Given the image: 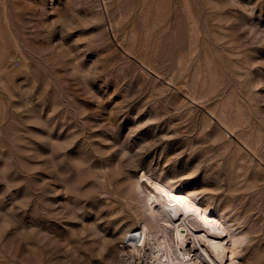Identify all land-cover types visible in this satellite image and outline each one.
Returning a JSON list of instances; mask_svg holds the SVG:
<instances>
[{"label": "rangeland", "instance_id": "374dc122", "mask_svg": "<svg viewBox=\"0 0 264 264\" xmlns=\"http://www.w3.org/2000/svg\"><path fill=\"white\" fill-rule=\"evenodd\" d=\"M182 1L0 0V264H125L141 171L229 205L264 264V0H188L187 64Z\"/></svg>", "mask_w": 264, "mask_h": 264}, {"label": "bare ground", "instance_id": "6f19581e", "mask_svg": "<svg viewBox=\"0 0 264 264\" xmlns=\"http://www.w3.org/2000/svg\"><path fill=\"white\" fill-rule=\"evenodd\" d=\"M182 4L189 17V22H186H188V25L190 26V39H188L189 44L185 55L186 57L180 56L179 60L182 61V63L185 62L187 64L197 48V35L200 31L198 33V24L192 13L190 2L188 0H183ZM156 20L158 21V18ZM152 25L155 27L156 22L152 23ZM250 31L253 30L251 29ZM126 53L129 54L127 49ZM179 60H177V62ZM199 61L200 58L196 57L194 63H197V66H200L201 63ZM138 63L143 69H148L147 67L149 65L146 64L147 62L145 63L143 59H139ZM194 71V79L197 80L201 69L198 67L195 69L194 67ZM169 81L170 80L167 82ZM197 81L192 83L189 82L192 86L191 88L189 87L190 92L188 94L186 92L189 97L188 99H191L194 103L201 99V97H198V99L196 96L199 87ZM254 83H256L253 84L254 87L258 86L257 82ZM171 85H173L172 87L174 88L175 85L173 83ZM209 92L211 93V91ZM203 93H200L199 95H202ZM218 110L219 112L217 111V113L210 110V113L215 118L214 120L217 121V128L223 129L224 131L226 130L228 133L234 132V128L240 125V116L237 114L239 111L236 112L237 115L233 116L231 115L230 110L223 105L222 108H219ZM251 135L252 134H249V136ZM247 136L248 135L246 134L245 137ZM255 139H257V142L252 138L249 141L253 140L255 142L254 145L260 142L259 135H257ZM243 143L247 146V149H245H249V153L256 155L254 148L250 147L246 141H243ZM139 173L141 174L140 177L135 175L133 178L131 177L128 179V185L125 188L123 196L126 200V208L135 215L133 225L122 231L123 233L121 234V252L123 253L122 255L128 257L125 264H256L254 262L255 260L246 263H243L241 260L248 246L247 239L249 232H237L242 222L239 217L230 219V214L233 209L229 205L219 206L214 204V202L212 203L209 198L203 200L201 191L186 188L181 179L175 181V177L159 178L152 174L147 175L142 171ZM192 173L193 171L188 175H191ZM141 181L145 182V187H143V182L141 183ZM114 212L116 213V211H113V214Z\"/></svg>", "mask_w": 264, "mask_h": 264}]
</instances>
